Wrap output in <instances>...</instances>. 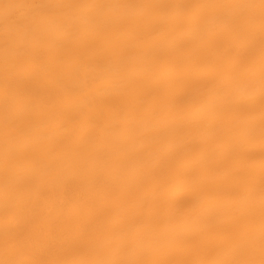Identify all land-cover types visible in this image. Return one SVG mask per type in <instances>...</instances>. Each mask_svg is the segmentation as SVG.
<instances>
[{"label":"snow or ice","instance_id":"1","mask_svg":"<svg viewBox=\"0 0 264 264\" xmlns=\"http://www.w3.org/2000/svg\"><path fill=\"white\" fill-rule=\"evenodd\" d=\"M0 264H264V0H0Z\"/></svg>","mask_w":264,"mask_h":264}]
</instances>
